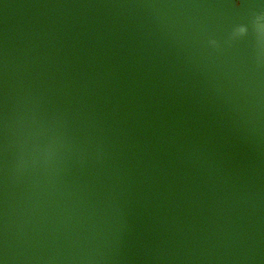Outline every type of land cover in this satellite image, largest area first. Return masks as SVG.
Segmentation results:
<instances>
[{"label": "water", "instance_id": "obj_1", "mask_svg": "<svg viewBox=\"0 0 264 264\" xmlns=\"http://www.w3.org/2000/svg\"><path fill=\"white\" fill-rule=\"evenodd\" d=\"M260 50L264 0H0V264H264Z\"/></svg>", "mask_w": 264, "mask_h": 264}, {"label": "clouds", "instance_id": "obj_2", "mask_svg": "<svg viewBox=\"0 0 264 264\" xmlns=\"http://www.w3.org/2000/svg\"><path fill=\"white\" fill-rule=\"evenodd\" d=\"M232 38H233V33H232ZM211 43H212L213 45H216V44H217V42H216L215 40L211 41ZM260 52H261V55L264 56V51H261V50H260Z\"/></svg>", "mask_w": 264, "mask_h": 264}]
</instances>
